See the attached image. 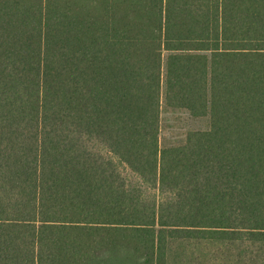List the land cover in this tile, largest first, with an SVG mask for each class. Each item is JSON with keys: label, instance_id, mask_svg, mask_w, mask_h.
Wrapping results in <instances>:
<instances>
[{"label": "trees", "instance_id": "16d2710c", "mask_svg": "<svg viewBox=\"0 0 264 264\" xmlns=\"http://www.w3.org/2000/svg\"><path fill=\"white\" fill-rule=\"evenodd\" d=\"M0 264H264V0H0Z\"/></svg>", "mask_w": 264, "mask_h": 264}, {"label": "rangeland", "instance_id": "374dc122", "mask_svg": "<svg viewBox=\"0 0 264 264\" xmlns=\"http://www.w3.org/2000/svg\"><path fill=\"white\" fill-rule=\"evenodd\" d=\"M209 121L205 118H193L183 110L170 111L164 109L161 116L160 145L162 148L181 144L191 131H205Z\"/></svg>", "mask_w": 264, "mask_h": 264}]
</instances>
